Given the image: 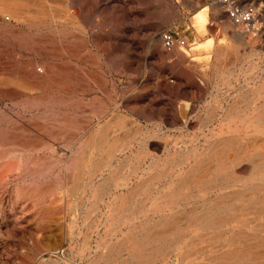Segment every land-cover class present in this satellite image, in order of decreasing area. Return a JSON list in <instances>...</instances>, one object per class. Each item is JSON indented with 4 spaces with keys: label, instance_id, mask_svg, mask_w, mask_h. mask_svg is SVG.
Returning a JSON list of instances; mask_svg holds the SVG:
<instances>
[{
    "label": "rangeland",
    "instance_id": "374dc122",
    "mask_svg": "<svg viewBox=\"0 0 264 264\" xmlns=\"http://www.w3.org/2000/svg\"><path fill=\"white\" fill-rule=\"evenodd\" d=\"M238 1L257 6L254 31L216 0H0V264H217L243 251L255 261L227 264H264V127L241 112L264 101L251 94L264 0ZM187 21L189 46L166 51L162 32ZM156 45L166 65L187 61L194 87L191 103L164 97V127L142 119L156 89H179L148 78ZM208 145L216 155H200ZM123 203L135 206L120 223ZM135 226L165 237L142 262L118 246Z\"/></svg>",
    "mask_w": 264,
    "mask_h": 264
},
{
    "label": "bare ground",
    "instance_id": "6f19581e",
    "mask_svg": "<svg viewBox=\"0 0 264 264\" xmlns=\"http://www.w3.org/2000/svg\"><path fill=\"white\" fill-rule=\"evenodd\" d=\"M7 1V0H6ZM2 2V1H1ZM7 4V3H6ZM13 6H14V4H13ZM206 8H208V7H206ZM206 11H208V10H206ZM198 16V18H200L201 20H204L205 19V15L203 14V13H200V14H198L197 15ZM247 30H245V28L243 29V28H241V36L243 37V38H249V36H247ZM244 40V39H243ZM262 76V75H261ZM255 78V77H254ZM259 78H260V76H259ZM256 80H257V76H256ZM259 80V79H258ZM250 81V80H249ZM254 82V81H253ZM256 82V81H255ZM247 83H249V82H247ZM260 86L257 88V89H255V90H252V92H251V94L253 95V96H256V95H261L262 96V93L264 94V77L262 78L261 77V80H260ZM253 84H255V83H253ZM258 84V83H257ZM256 85V84H255ZM250 86V85H249ZM245 91V90H244ZM246 91H247V89H246ZM243 92V91H242ZM241 94V93H240ZM256 98V97H255ZM255 98L253 97V98H251L250 99V102L251 103H255L256 102V105H254L253 107H251V108H245V109H241V112H243L244 114H242L241 112V114L244 116L243 117V119H245V124H247L248 126H253V127H255V128H263L264 127V101H262V100H255ZM263 99V98H262ZM245 102V101H244ZM244 106V105H243ZM236 108V107H235ZM243 108V107H242ZM234 110H237V109H234ZM229 114V113H228ZM233 114V113H232ZM231 115V114H230ZM241 115V116H242ZM234 116V115H233ZM239 116V115H238ZM237 116V117H238ZM120 117V116H119ZM117 121V120H116ZM119 122V121H118ZM117 122V123H118ZM122 121H120V123H121ZM242 122V121H241ZM244 122V121H243ZM242 122V123H243ZM126 123V122H125ZM127 126V125H126ZM263 126V127H262ZM118 127V126H117ZM122 127V126H121ZM124 127V126H123ZM125 128V127H124ZM246 128H247V126H246ZM108 129V128H107ZM107 129H105V130H103L101 133L103 134L104 132H106L107 131ZM121 129V128H120ZM248 129V128H247ZM212 130V129H211ZM252 130V129H251ZM251 130H249L250 132H252ZM214 131V130H213ZM248 132V131H247ZM253 132H254V130H253ZM214 133V132H213ZM216 133V132H215ZM214 133V134H215ZM245 134V133H244ZM244 134H242V135H244ZM250 134V133H249ZM261 134V133H260ZM155 135V134H154ZM246 135V134H245ZM261 136V135H260ZM264 136V135H263ZM154 137V136H153ZM244 137H246V136H244ZM259 137V136H258ZM215 140V139H214ZM244 141H245V139H244ZM209 142V141H208ZM261 142H262V140H261ZM145 144V143H144ZM235 144V143H234ZM254 144V143H253ZM209 146V145H208ZM125 148V145H120L119 147H117L116 148V150H123ZM207 148V147H206ZM228 148V147H227ZM170 149V148H169ZM194 149H196V148H194ZM174 151V150H173ZM227 151V150H226ZM229 151V150H228ZM170 152V151H169ZM187 152V151H186ZM193 152V151H192ZM191 152V153H192ZM216 152H217V146H209L207 149H205V151L204 152H202L200 155H216ZM252 150H251V148L250 147H246L245 145L241 148V152H240V154L241 155H252ZM167 153H168V150H167ZM232 153V152H231ZM172 154V153H171ZM181 154V153H180ZM185 154V153H184ZM192 154H195V153H192ZM197 154V153H196ZM234 154V153H233ZM232 154V155H233ZM187 155V154H186ZM189 155V154H188ZM253 155H262V150L260 151V149H258V150H256L255 152H254V154ZM204 157V156H203ZM199 160V159H198ZM204 158H202V159H200V161L198 162V164H197V167H202L203 165V163H204ZM230 160V159H229ZM206 161V160H205ZM229 162V161H228ZM231 162V161H230ZM263 163V162H262ZM215 164V163H214ZM227 164V163H226ZM260 165V164H259ZM227 166H228V164H227ZM216 167V166H215ZM230 167V166H229ZM264 167V166H263ZM213 168V167H212ZM212 168H210V170L212 169ZM260 168H261V166H260ZM260 168H259V172H261L260 171ZM220 169V168H219ZM225 169V168H224ZM204 169H202L201 171H203ZM258 170V169H257ZM214 171V170H213ZM218 171V170H217ZM217 171H216V173H217ZM223 172V171H222ZM221 172V173H222ZM264 172V171H263ZM182 173V172H181ZM215 173V174H216ZM210 174V173H209ZM254 174V173H253ZM161 175H163V174H161ZM182 174H180V176H181ZM252 175V174H251ZM264 175V174H263ZM160 176V175H159ZM190 176H191V174H189V175H186V176H184L183 178H181L180 180V183H186L189 179H190ZM179 177V176H178ZM211 177V176H210ZM213 177V176H212ZM211 177V178H212ZM255 177H257V176H255ZM264 177V176H263ZM180 178V177H179ZM199 178V177H198ZM213 178H215V175H214V177ZM260 178V177H259ZM157 179H159V178H157ZM262 179V178H261ZM247 180H249V179H247ZM260 180V179H259ZM264 180V179H263ZM115 181V180H114ZM250 181V180H249ZM248 181V182H249ZM256 181V180H255ZM208 182L210 183V180H208ZM231 182V181H230ZM252 182V181H251ZM254 182V181H253ZM263 182V181H262ZM207 183V182H206ZM234 183V182H233ZM250 183V182H249ZM248 183V184H249ZM257 183V182H256ZM210 185V184H209ZM179 186V185H178ZM250 187H251V185H250ZM178 188V187H177ZM217 188V187H216ZM248 188H246V190H247ZM151 190V189H150ZM245 190V189H244ZM242 191V190H241ZM263 192H264V190H263ZM171 193V192H170ZM169 193V194H170ZM173 193V192H172ZM181 193H182V191H181ZM168 194V195H169ZM235 194V193H234ZM242 194V193H241ZM177 196V195H176ZM164 197V196H163ZM174 197V196H173ZM170 198V197H169ZM172 198V197H171ZM175 198V197H174ZM168 199V198H167ZM173 199V198H172ZM261 203V202H260ZM213 205V204H212ZM133 206V208H134V206L135 205H129V204H125V203H123V204H119L118 205V211H117V214H119V222L120 223H122V222H124L125 220V215H126V212L128 211V209L130 208V207H132ZM143 206V205H142ZM156 206H158V205H156ZM162 206H164V207H166L165 205H162ZM211 206V205H210ZM260 206V205H259ZM258 207V206H257ZM261 207V206H260ZM137 208V207H136ZM163 208V207H162ZM218 211V210H217ZM115 212V211H114ZM164 215V214H163ZM166 215V214H165ZM233 215V214H232ZM238 215H239V213H238ZM171 216V215H170ZM214 216H215V214L214 213H208V214H206V216L203 218V221L204 220H206V224L209 226V227H211V228H213V227H215V225L217 224V222L214 220ZM164 217V216H163ZM162 217V218H163ZM172 217V216H171ZM229 221H230V219H229ZM114 222V221H113ZM204 223V222H203ZM141 225V224H140ZM162 225V224H161ZM197 226V225H196ZM202 226V225H201ZM161 227V226H160ZM221 227V226H220ZM196 228V227H195ZM200 228V227H199ZM202 228V227H201ZM204 228V227H203ZM178 229V228H177ZM176 229V230H177ZM173 230V229H172ZM182 230V229H181ZM205 230V229H204ZM174 231V230H173ZM212 231V230H211ZM152 232V233H151ZM177 232H179V231H177ZM129 233H131V236H129V237H126L125 239H126V241L127 240H130V243H126L125 242V240L123 239V241H121L120 243H119V247H121V248H124V247H126V248H128L129 249V251H130V255H131V258H132V260H138V261H143L142 260V257H144V255H145V252H146V250L147 249H149V248H163L164 247V241H165V237L162 235V234H159V233H155L154 232V230H151V229H149L148 227H144V226H135V227H133L132 229H130V231H129ZM175 233V232H174ZM153 234V235H152ZM175 237V236H174ZM171 239V238H170ZM179 239V238H178ZM169 240V239H168ZM167 240V241H168ZM117 244H118V242H117ZM173 244V243H172ZM114 245V244H113ZM171 245V244H170ZM254 246V245H253ZM257 246H259V245H257ZM114 247V246H113ZM190 247V246H189ZM194 247V246H193ZM214 248V247H213ZM174 249H175V247H174ZM186 249V248H185ZM215 249V248H214ZM164 250V249H163ZM166 250V249H165ZM173 250V249H172ZM176 250V249H175ZM174 251V250H173ZM150 252V251H149ZM153 252H156V251H153ZM172 252V251H171ZM261 252V251H260ZM57 254H60L59 252H56ZM160 253V252H159ZM158 253V254H159ZM173 254V253H172ZM61 255V254H60ZM175 255V254H174ZM176 255H177V253H176ZM62 256H63V254H62ZM173 256V255H172ZM112 257V256H111ZM113 258V257H112ZM127 258H128V256H127ZM145 258H146V256H145ZM157 258V257H156ZM102 260L104 259L105 260V258H101ZM126 259V258H125ZM152 259V258H151ZM172 259V258H171ZM129 260V259H128ZM231 260H234V261H241V263L242 262H252V261H255V253H251V252H248V251H243V252H241V254L239 255H237V254H233V255H231V256H226V257H222V258H219V259H217L216 260V263L217 264H219V262H221L222 264H227L228 263V261H231ZM127 261V260H126ZM150 261V260H149ZM155 261V260H154ZM174 261V260H173ZM121 262H123L122 260H121ZM134 262V261H133ZM132 263V262H131ZM156 263H157V261H156ZM155 263V264H156ZM171 263H172V261H171ZM180 263V262H179ZM194 263V262H193ZM154 264V263H153ZM167 264V263H166ZM178 264V263H177ZM181 264V263H180Z\"/></svg>",
    "mask_w": 264,
    "mask_h": 264
},
{
    "label": "crops",
    "instance_id": "0c3cea01",
    "mask_svg": "<svg viewBox=\"0 0 264 264\" xmlns=\"http://www.w3.org/2000/svg\"><path fill=\"white\" fill-rule=\"evenodd\" d=\"M190 22H184V24L180 26H175L169 28L170 30L176 31L179 33L182 37L191 40L193 38V31H190ZM160 30L154 29V34H159ZM150 54L153 55V61L156 63L157 69L153 71L148 72V78L149 79H166V78H172L177 79L179 81V89L176 88H158L154 91V98L152 101L147 102L146 111L144 115L142 116L143 121H150L154 122L153 124H148L152 127H164L165 124H160L159 119L162 117L161 113V107L163 106V99L164 97H173L174 94L178 95L179 102L182 101L185 103H191V99L189 98L193 91V85L191 83V74L189 70H187L184 65L187 63L184 59H180L177 61L167 62V65L165 61L162 60L161 54H160V46L156 45L152 48H149L148 51ZM172 82L175 80H171ZM178 102V103H179ZM174 103V102H172Z\"/></svg>",
    "mask_w": 264,
    "mask_h": 264
},
{
    "label": "built area",
    "instance_id": "2783aa9c",
    "mask_svg": "<svg viewBox=\"0 0 264 264\" xmlns=\"http://www.w3.org/2000/svg\"><path fill=\"white\" fill-rule=\"evenodd\" d=\"M221 5L228 19L237 26H244L248 31L256 29L259 17L258 8L253 4H242L238 0H216ZM163 46L166 51H173L176 48H186L189 43L176 31L167 29L162 32Z\"/></svg>",
    "mask_w": 264,
    "mask_h": 264
}]
</instances>
